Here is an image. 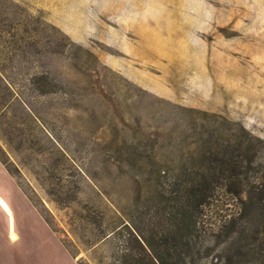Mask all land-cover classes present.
<instances>
[{
    "label": "rangeland",
    "instance_id": "obj_1",
    "mask_svg": "<svg viewBox=\"0 0 264 264\" xmlns=\"http://www.w3.org/2000/svg\"><path fill=\"white\" fill-rule=\"evenodd\" d=\"M216 143L238 178L211 185L196 235L238 227L233 193L250 194L260 246L237 264H264V0H0V158L69 264H116L153 185Z\"/></svg>",
    "mask_w": 264,
    "mask_h": 264
},
{
    "label": "trees",
    "instance_id": "obj_2",
    "mask_svg": "<svg viewBox=\"0 0 264 264\" xmlns=\"http://www.w3.org/2000/svg\"><path fill=\"white\" fill-rule=\"evenodd\" d=\"M253 141L254 137L249 134L244 146V154H250L248 165L252 163ZM131 147L127 152L132 156L138 146L134 144ZM210 153L218 157L208 160L206 166L198 169H180L174 175L175 185H153L152 195L146 197V201L154 205L153 214L146 222L147 229L133 227V231L128 230L127 236L121 231L120 236L125 238V242L123 248L114 255L116 264H189L192 253V262L195 259H205L211 264H237L252 248L260 246V243L248 245L243 237L247 229L246 222L255 217L256 212L250 210L251 206H255L253 197L239 192L233 194L239 199L234 216L242 219L240 225L233 226L234 217H226L215 227L203 229L202 235H196L201 230L199 225L201 218L205 216L204 202L210 189H213L211 185H215L216 180L229 182L238 178L235 171L238 162L229 155L227 148L216 143ZM157 171L160 173L163 170ZM256 178L264 182V176ZM133 242L136 243V248L132 246Z\"/></svg>",
    "mask_w": 264,
    "mask_h": 264
},
{
    "label": "crops",
    "instance_id": "obj_3",
    "mask_svg": "<svg viewBox=\"0 0 264 264\" xmlns=\"http://www.w3.org/2000/svg\"><path fill=\"white\" fill-rule=\"evenodd\" d=\"M69 263L57 232L0 158V264Z\"/></svg>",
    "mask_w": 264,
    "mask_h": 264
},
{
    "label": "bare ground",
    "instance_id": "obj_4",
    "mask_svg": "<svg viewBox=\"0 0 264 264\" xmlns=\"http://www.w3.org/2000/svg\"><path fill=\"white\" fill-rule=\"evenodd\" d=\"M13 238H14V236H13Z\"/></svg>",
    "mask_w": 264,
    "mask_h": 264
}]
</instances>
